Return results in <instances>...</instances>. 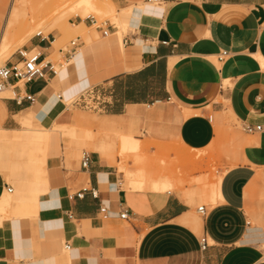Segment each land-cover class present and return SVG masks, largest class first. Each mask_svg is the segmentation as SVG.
Instances as JSON below:
<instances>
[{
	"label": "crops",
	"instance_id": "crops-1",
	"mask_svg": "<svg viewBox=\"0 0 264 264\" xmlns=\"http://www.w3.org/2000/svg\"><path fill=\"white\" fill-rule=\"evenodd\" d=\"M110 4L126 25L121 36L104 20L91 39L84 32L90 26L86 17L88 26L83 23L74 38L77 45L63 51L60 28L43 35L39 30L25 48L37 50L55 72L44 64V76L12 90L15 79L9 78L0 91L33 95L32 102L21 103L13 94L0 96V151L12 147L23 158L7 161L0 152V210L5 212L0 213V264H264V132L239 137L238 156L205 190L213 203L204 204L199 217L196 198L174 187L126 188L118 155L100 149L111 151L105 146L109 139H86L78 130L93 121L71 116L67 106L59 110L65 96L95 87L106 101L96 112L101 120L94 122L100 137L118 132L120 139H140L134 135L139 119L154 139L174 136L201 149L215 138V118L264 123V0ZM57 50L66 63L55 69L49 55ZM221 50L228 54L217 61ZM17 60L14 52L3 64ZM39 121L54 127L40 132ZM61 124L78 134L62 136ZM62 137L68 155L80 144L93 151L86 169L75 160L66 166L58 148ZM21 166L31 175L15 171L16 187L8 192L5 176ZM82 189V197L69 198ZM122 208L127 218L119 217ZM202 234L210 243L204 252L198 247Z\"/></svg>",
	"mask_w": 264,
	"mask_h": 264
},
{
	"label": "rangeland",
	"instance_id": "rangeland-1",
	"mask_svg": "<svg viewBox=\"0 0 264 264\" xmlns=\"http://www.w3.org/2000/svg\"><path fill=\"white\" fill-rule=\"evenodd\" d=\"M40 0L28 1L24 5L17 6V11L19 13L25 12L28 16L26 21L21 23V27L25 30L31 27L34 23L32 20L31 14L36 10L37 4ZM77 0H67L66 2L59 3L58 8L62 10L61 15H57L48 25L40 28L43 32L49 31L53 24L62 28L64 23H85L83 19L86 17L92 16L98 22L109 20L111 23H114L117 27L115 33L118 36H121V33L126 28V25L123 24L121 17L117 14L115 8L108 1L106 5L98 3L93 7H85V5H77ZM10 0H0V33L3 28V23L5 15L7 13ZM123 12H127L128 9H122ZM40 15V14H39ZM80 19V20H79ZM79 20V21H78ZM77 21V22H76ZM124 21V20H123ZM86 24V23H85ZM86 26H88L86 24ZM38 30V27H34ZM35 30V31H37ZM83 30L82 27L73 28V30L64 37H62L61 42L59 43V48L63 51L67 50L70 46V41L75 38L76 35L81 34ZM92 30V31H91ZM91 33V39L95 34L94 26H88L84 29V32ZM32 35H35V32L32 30ZM54 34V33H53ZM24 34L20 36L19 39L10 42L7 45L8 48L0 56V66L3 65L5 60L18 49L25 47V43L29 40L30 37H24ZM24 40V41H23ZM51 61L54 64V68L58 69V62H61L62 65L65 64V60L62 57V52L58 50L55 52H50L49 55ZM3 95H12L9 93H0V96ZM58 96V95H57ZM72 98V96H65L63 101H61L59 110L64 106H67V102ZM68 111L71 116L78 115L84 117L85 120L93 121L84 122L80 126L86 130L79 129L78 131L84 133L83 137L86 139H93L98 137L101 139H109L106 142V147H109L111 151L106 148H100L106 153L111 155H118V171L121 174L120 178L123 179V184L126 188L131 189H150L157 191L165 190H180L183 192L184 196H193L195 199V206L201 204H210L213 203L210 200H207L205 197V190L209 185H214L217 178L222 176L225 168L231 165L238 156V148L240 147L241 139L239 137L244 136L245 133L241 130L239 126V119L236 118H227V121H217L215 138L204 148H190L184 145L178 137H174L168 140H157L148 135V132L144 130L143 126L139 125V119L137 122V131L134 133L136 137H139V147L138 149H122V142L120 139V134L115 132L111 135H103L100 137L98 133V126L95 123H98L101 119V114L84 110L78 107H71L68 103ZM222 113V112H221ZM116 122H119L116 120ZM40 132H48L49 126L45 121H39L37 126ZM35 130V129H34ZM92 130V131H91ZM58 131L62 136H75L77 131L73 126L67 124H61L58 126ZM91 137V138H89ZM104 142V141H101ZM104 142V143H105ZM66 140L65 137L59 140V151L65 158L66 166H71V160H75L77 163L80 159L81 152L83 150L87 152H93L85 144H80L77 148L72 150V153L68 155V151L65 147ZM50 145H48V148ZM47 148V149H48ZM97 148V150H100ZM49 150V149H48ZM125 150V151H124ZM195 150V151H194ZM1 157L7 161H18L22 162L23 158L20 157L12 147L2 148ZM192 156V157H191ZM190 157V158H189ZM15 171H21V173L26 177H30L31 172L29 169H25L22 166L17 168H11L9 170V176H5L6 180L9 182V186L13 187L15 190L16 183L12 174ZM138 173H146L149 175L148 179H141L139 185L127 184L130 178L135 177ZM154 181V183L152 182ZM122 184V186H123ZM123 186V187H124ZM14 190L12 193H14ZM11 193V194H12ZM0 213H5L0 210ZM201 217L199 213L196 214ZM261 248L264 250V244L261 245Z\"/></svg>",
	"mask_w": 264,
	"mask_h": 264
},
{
	"label": "built area",
	"instance_id": "built-area-1",
	"mask_svg": "<svg viewBox=\"0 0 264 264\" xmlns=\"http://www.w3.org/2000/svg\"><path fill=\"white\" fill-rule=\"evenodd\" d=\"M148 2H156V0H147ZM89 20L90 26L93 25L95 29L101 28L104 21L98 22L94 17H87ZM104 35L107 34V30H102ZM37 36L40 33L36 34ZM72 46L77 45L76 41L73 39L70 41ZM16 53L19 56V60L15 62H9L8 64H3L0 66V91L4 90L5 87L8 86V79L14 78L15 82L12 84L9 89L20 87L24 82L30 81L36 77L44 76L43 65H48V68L55 72L52 68L53 65L46 61L43 65L41 64L40 54L37 50L31 49L27 50L25 47L18 49ZM228 54L226 50H221L216 54V60L222 61L224 57ZM14 100L17 103H21L23 100L28 102L33 101V95L29 93L22 92V94L16 95L13 93ZM72 107L82 108L84 110L97 112L103 109L106 101L100 95L99 91L95 87H89L87 89L82 90L80 93L74 95L70 101L68 102ZM239 126L241 130L245 133H258L264 132V123L251 124L247 122H239ZM90 162V152L83 150L81 152V156L79 159L80 167L86 169L89 166ZM12 190L11 186H8L7 191L10 192ZM86 190L82 189L74 194H70L69 198L73 196L82 197ZM89 192L92 197L97 196L96 189H89ZM197 212L203 216L205 214L204 204L198 205L196 208ZM99 212L101 213L102 218H107V210L104 206L99 207ZM120 218H127L128 211L125 208H122L119 211ZM210 246L209 239L205 234H202L198 238V247L200 252H204ZM64 248H68L67 245H64Z\"/></svg>",
	"mask_w": 264,
	"mask_h": 264
},
{
	"label": "bare ground",
	"instance_id": "bare-ground-1",
	"mask_svg": "<svg viewBox=\"0 0 264 264\" xmlns=\"http://www.w3.org/2000/svg\"><path fill=\"white\" fill-rule=\"evenodd\" d=\"M28 1H32V0H10V4H9L7 13L5 15L4 23H3V28H2V31L0 33V56L3 54V52L6 50V48H8L7 45H9L10 42H13V41L19 39L21 34L23 35L25 32L24 37L26 39L32 35V33H33L32 30L34 32L41 30L40 28H42L45 25H48L57 15H61L63 13V11L59 10L58 4L66 2L67 0H40L37 4L36 10L31 14L32 20L34 19L33 25L31 27H29L28 29L24 30L21 27L22 25H21V23H19V21L25 22L26 19L28 18V16L25 12L19 13L17 11V6L24 5ZM108 1L110 2V0H77L76 3H77V5L83 4V5H85V7L89 6L91 8L94 5H96L97 2L101 3L103 5H106V4H108L107 3ZM77 26L83 27L84 25L82 23L78 24V25H75L73 23H69V24L64 23L62 28H61L62 35L58 38V41L61 42L62 37H64L65 34L71 32L73 30V28H76ZM34 27H38V30L34 29ZM54 27H58V26H55V24H53L50 28H54ZM35 30H37V31H35ZM10 45H11V43H10ZM256 56L259 59V55L257 54ZM43 61L41 63L42 65L45 63ZM259 62H261V61L259 60ZM261 63H262V66H264L263 65L264 62L262 61ZM68 102L66 104L67 107H68ZM139 140L140 139L134 138V137H127V136L122 137L121 138L122 149H127V150L128 149H134V150L138 149ZM148 178H149V175H147L146 173H138L135 177L130 178L128 180L127 184H134V185L138 186L139 181L141 179H148ZM152 182L154 183V181H152ZM7 203H8V195L5 197L4 207L7 205Z\"/></svg>",
	"mask_w": 264,
	"mask_h": 264
}]
</instances>
